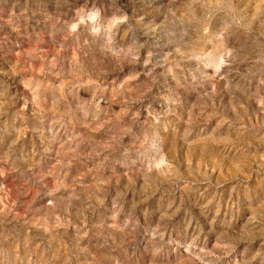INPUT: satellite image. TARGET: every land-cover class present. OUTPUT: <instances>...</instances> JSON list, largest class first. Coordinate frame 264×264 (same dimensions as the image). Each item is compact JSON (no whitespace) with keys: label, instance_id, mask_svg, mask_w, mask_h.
<instances>
[{"label":"rangeland","instance_id":"1","mask_svg":"<svg viewBox=\"0 0 264 264\" xmlns=\"http://www.w3.org/2000/svg\"><path fill=\"white\" fill-rule=\"evenodd\" d=\"M0 264H264V0H0Z\"/></svg>","mask_w":264,"mask_h":264}]
</instances>
